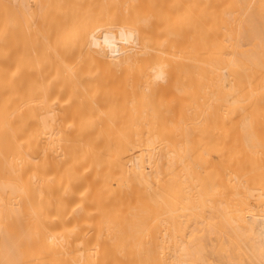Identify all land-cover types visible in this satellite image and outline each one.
Listing matches in <instances>:
<instances>
[{
  "label": "bare ground",
  "instance_id": "obj_1",
  "mask_svg": "<svg viewBox=\"0 0 264 264\" xmlns=\"http://www.w3.org/2000/svg\"><path fill=\"white\" fill-rule=\"evenodd\" d=\"M0 264H264V0H0Z\"/></svg>",
  "mask_w": 264,
  "mask_h": 264
},
{
  "label": "clouds",
  "instance_id": "obj_2",
  "mask_svg": "<svg viewBox=\"0 0 264 264\" xmlns=\"http://www.w3.org/2000/svg\"><path fill=\"white\" fill-rule=\"evenodd\" d=\"M154 75H153V81L154 82H164V74L162 71V68H160L159 66L157 68L152 69Z\"/></svg>",
  "mask_w": 264,
  "mask_h": 264
}]
</instances>
